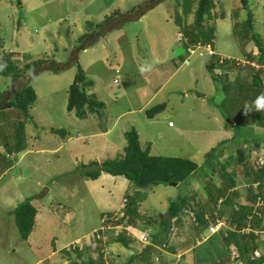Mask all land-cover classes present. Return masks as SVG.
<instances>
[{
    "label": "rangeland",
    "instance_id": "obj_1",
    "mask_svg": "<svg viewBox=\"0 0 264 264\" xmlns=\"http://www.w3.org/2000/svg\"><path fill=\"white\" fill-rule=\"evenodd\" d=\"M23 1L0 0V40L4 43L0 56L10 54L20 69L39 60L49 61V66L56 62L50 68L58 67L59 72L67 69L61 73L41 72L33 78L29 85L35 90L37 100L25 106L18 104L16 96L26 86L30 75L17 80L0 75V264H69L68 255L72 257V254L68 248L77 242L83 243L80 258L85 261L93 259L94 264H112V259L114 262L118 259L122 264L135 251H127L121 244H115V237L131 234L134 241L144 244L149 235L151 242L160 227V215L167 214L171 202L179 196L196 194L195 199L201 201L203 208L194 205L195 211L181 214L180 220L174 223L172 234L175 240L169 238L170 245L184 250L190 244L198 243L197 251L201 254L210 251L217 262L212 260L208 264H225L228 254L222 237L210 238L207 229H197L195 215L203 213L208 225L222 218L229 223L232 215V207H225L220 202L212 204L205 190L209 181L215 183L216 188L221 185L218 169L213 175L209 171L210 175L204 177L209 169L205 155L211 150L219 148L220 154L224 150L221 144L226 143L220 164L226 165V171L237 180L239 197L235 202L238 203L244 201L242 196H247L251 180L247 181L245 176V164L235 159L237 147L253 142L257 136L263 149L248 153L247 161L264 167L259 163V158H264V127L248 126L253 113L251 111L248 115L244 111L248 96L245 86L247 69L251 66L264 71V65L248 64V57H260V53L256 43L249 44L246 39L247 36L258 38L264 45V0H250L249 10L257 19L252 31L246 30L249 11H238V0H214L216 7L205 21L206 26L215 28L213 43H198L204 49L190 58L201 62L207 56L201 58L199 53L210 55L213 48L217 60H237V66L215 71L214 81L202 64L196 70L187 69V82H192L191 79L195 75L199 77L201 72L206 73V78L201 80L197 89L193 88L196 95L187 100L186 108L180 104L183 93L173 89L185 79L181 62H176V69L166 68V65L171 61L168 55H174L173 48L182 53L174 20L180 17L182 13L179 12L185 7H197L196 3L166 0L148 17L150 25L155 26L154 31L141 21L142 16L151 10L141 13L139 10L158 0H29L27 6ZM115 11H120L126 20L121 29L108 34L95 29L92 36L83 37L90 33L87 23L98 25ZM190 14L194 19V12ZM165 18L174 24H166ZM118 21H122L121 16L113 19L115 23ZM85 41L91 45L84 48ZM137 56L142 59L136 61ZM77 62L86 72L87 80L94 83L90 92L97 94L105 104L104 110L86 121L67 111L68 90L78 72ZM146 62H155L153 70L147 72L154 87L147 92L145 89L139 91L146 85V73L139 71ZM39 67V64L31 65L30 71ZM116 70L120 73L117 74ZM159 72L163 75L158 76ZM116 78L120 81L118 85L114 84ZM179 79L180 82H175ZM205 86L208 87L205 89ZM155 89L160 90L156 92ZM199 94L201 101L197 100ZM142 96L147 98L150 106L147 110L160 104H165V109L148 119L145 111L139 112ZM9 102L17 104L6 109ZM241 117L245 123L240 122ZM132 129L137 131L142 149L150 148L151 156L188 159L196 162L200 169L180 186L159 185L140 192L144 202L139 208L141 217L133 223L136 226L127 225V218L122 226H116L126 213V198L133 197L135 189L123 177L103 174L97 181L88 180L82 176L80 167L123 158L125 139L121 137L122 132ZM109 130L106 136L101 134ZM250 147L251 152L253 143ZM251 189L257 191L253 186ZM28 198L34 199L39 214L35 232L28 241H23L12 212ZM150 217L154 218V224L147 220ZM98 231H102V239L91 245L89 241L95 240L93 235ZM138 235H145L144 240ZM96 247L101 248L99 252L95 251ZM198 252L196 255L201 256ZM73 255V260H80ZM151 258L155 263V258Z\"/></svg>",
    "mask_w": 264,
    "mask_h": 264
},
{
    "label": "trees",
    "instance_id": "obj_2",
    "mask_svg": "<svg viewBox=\"0 0 264 264\" xmlns=\"http://www.w3.org/2000/svg\"><path fill=\"white\" fill-rule=\"evenodd\" d=\"M190 1L192 3H196L197 7H192V9H189V7H185V9L183 8L184 10L181 12L182 14H180L179 18L177 16L176 19V23L180 28L179 32H181V34H183L186 38L187 42L185 45V49L188 54L191 53L194 46L198 43L212 44L215 32L214 26L211 27L209 25H205L206 19L208 18V16H210L211 11L215 9L214 0ZM18 2L21 3V0H18ZM159 3L160 0L150 2L147 5L142 6L144 7V9L139 10V13L147 9H152L159 5ZM249 3L250 0H238L237 5L238 11H249L247 19V25L249 29L246 28V30H251V28L253 27L252 25L257 21L255 13L249 10ZM192 12H194V20L193 23L189 24L187 21V17ZM117 16H121L122 21H118L117 23H115L113 22V19ZM182 16L186 19H183ZM221 17L222 19H224L225 14H223ZM124 23H126V20L122 13L120 11H115L112 15L107 16L98 25L87 23L86 27L87 30L90 31V33H87L83 37L92 36L94 34L93 31L95 29H97L98 31L103 30V34H108V32L121 29ZM190 28H194V30L192 32H188L187 30ZM246 39L248 43L252 41L256 43V47L260 53V57H248L249 61L251 63L257 62L259 63V65H264V45L260 41H258V38L247 36ZM3 45V41L0 40V50L3 49ZM89 45H91V43L85 41L83 47L86 48ZM262 56L263 59H261ZM12 59L13 57L8 53L0 56V64L6 65L3 70H0L1 77L10 78L11 80H17L20 77H24L29 74L30 76H28V80H26V86L20 91V93L17 94L16 100L18 104H21L22 106L28 105L32 102L35 103L37 100V95L35 93V90L29 85L30 81L33 78L38 77L41 72L48 71L51 73H56L58 71V67L50 68V66L56 65V62H53L54 65H52L51 63L49 66L47 64L49 61L39 60L37 62H33L29 65H26L24 69H20L15 65V62ZM72 59L74 60V62H76L77 60L76 56L74 55ZM38 64L40 67L36 68L34 72H31V65L36 66ZM226 66L235 67V63L226 62L225 64H222L216 58L215 61L210 64L208 70L210 71L214 68L223 70L222 68ZM66 69L67 67L60 70V72L58 71L57 73L64 72ZM246 74L248 77L246 78L245 76V86L247 87L246 91L248 96L245 99V104L250 105L256 99L257 96H259L261 93H264V71L255 70L250 66L247 69ZM87 78L88 76L86 72L81 68L80 65H78V72L68 90L67 111L70 113H74L75 116L80 120L87 119L90 115H95L97 113L99 114L100 111L105 109V104L99 100L98 95L90 92L94 88V83L92 81H88ZM15 104L17 103L9 102L6 106V109H11L12 107H14ZM165 106V104H160L147 110V118L150 120L153 119L158 113L165 109ZM249 113L250 112H248V115ZM252 113L253 117L251 115L252 120L248 126L252 127L254 125H259L264 127V113L257 111H252ZM240 122L245 123V120L241 117ZM53 131L58 133V131L56 130ZM125 138L127 145L124 148L123 158L106 160L101 163L93 162L88 166L83 165L82 167H80V170H82V176L84 178L92 181H97L102 177L103 174L112 177H123L127 179L131 183L133 189H135V193L133 197L131 196L126 198V213L122 217L123 219L116 223L118 224L116 226L123 225L122 222H124L126 218L127 225L136 226V224L133 225V223L136 222L138 217H141L139 208L140 204L144 202V198L141 196L142 194L140 192L153 189L154 187L159 185L180 186L186 183L191 178V176L194 175L200 169V166L196 162L188 159L151 156L150 148H147L146 150L142 149L139 141V135L134 129L127 131L125 133ZM254 138L255 139H253V142L248 141V143H253L252 153L259 152L263 147V143L261 141H258L259 139L257 138V136H254ZM225 144L226 143L223 142L220 146L221 148H224L222 153L218 154L219 148H215L205 155L206 166L209 169H207L206 174L204 176L206 177V175H210L209 171H212L211 175H213L215 170H220V188H216L217 185L209 181L206 184L205 190L212 204L217 205L220 202L225 207H232V215L229 220V224L230 226H232V228L236 229L234 231H226V236L224 234L222 235V241L226 244L229 250V253L227 252V254L229 256L231 255L232 260L225 261V264H231V262L234 261L236 263L238 261L239 264H264V252H262L261 250L264 248V209H260L261 216L253 215V208L255 206L257 197L250 189H248L249 191L245 198V204L235 202V199L239 197L238 193L236 192L237 180L235 179L234 175L226 171L227 168H225L224 166L222 167L220 163H216L218 162L219 158L222 157L223 152L225 153ZM215 153L216 156L214 155ZM236 154V161H238V163L245 164V176L248 179L247 181H249L250 179L251 183L264 182V167L258 166L256 162L255 164H251L249 161H247V150L244 149V146L237 147ZM263 189L264 187L263 185H261L259 187L260 194L262 193ZM196 195L179 196L176 201L171 202L167 214L160 215V232L161 236L164 237L163 241L169 240L172 235L174 223L180 220L179 218L181 214H183L185 211H195L194 205H198L201 209L203 208L200 203L201 201L199 202L195 199ZM33 202V198H28L25 201L21 202L19 205H17V207L12 212V215L15 219L16 227L23 241H28L31 235L36 230L39 213L37 207H35ZM196 214V221L199 225V228L197 229L202 228L204 230L208 227V221L205 219L203 213L200 212ZM147 220L150 224L155 223L154 218L152 217L148 218ZM248 221H250L249 224L253 232L248 235L239 233L240 231L246 229L249 226ZM99 233H102V231H100ZM93 236L96 235L94 234ZM156 236V234L153 236L154 238L152 241L155 240ZM114 241L115 243L123 245L127 249L131 248V244L137 242L136 240L134 241L132 239L131 234L129 236L121 234L118 237H115ZM147 241H149V238L147 239ZM89 242H91L92 245V242L94 244L99 243V240L95 238L94 241L90 239ZM148 245H143V247ZM99 249L101 248L96 247L95 251L99 252ZM232 249L236 251L238 255L234 259L232 257ZM144 250L145 248L143 249V251ZM68 252L69 254H72V257L68 255V259L71 260L69 264H94L93 259L85 261L83 258H80L83 252L82 249L79 248V246L69 249ZM103 252H101V254ZM144 252L145 253L140 252L138 254V251H136V254L134 253V255L123 264H139L138 257H144V254H146L147 251L145 250ZM73 253L76 254L77 257L80 258V260H73V256H75L73 255ZM102 257H105V255H102ZM228 259L230 258L228 257ZM112 264H114L113 261Z\"/></svg>",
    "mask_w": 264,
    "mask_h": 264
},
{
    "label": "crops",
    "instance_id": "obj_3",
    "mask_svg": "<svg viewBox=\"0 0 264 264\" xmlns=\"http://www.w3.org/2000/svg\"><path fill=\"white\" fill-rule=\"evenodd\" d=\"M29 0H24L23 1V4L24 5H26L27 6V2H28ZM113 1V0H112ZM237 1V0H236ZM164 3H162V4H160V5H157L156 7H154V8H152V9H148L147 11H149V10H151L150 12H148L147 14H145L144 16H142V18H141V21H143L144 23H145V27H149V26H151L150 25V20H148V17H149V15L150 14H153L156 10H158V9H160L161 8V6L162 5H164L166 2L165 1H163ZM112 3V2H111ZM22 4V5H23ZM107 5V4H106ZM237 6V5H236ZM106 9H108V8H106ZM106 9L104 10V11H106ZM178 9H180V7H178ZM180 11V10H179ZM188 23L189 24H191L192 22H193V15L192 14H189L188 15ZM165 22H166V24H171V23H173V22H171V21H169V20H167L166 18H165ZM174 23H175V25H176V31H178V29H179V27H178V25H177V23H176V19L174 20ZM173 23V24H174ZM151 28L152 29H154V31H155V26H151ZM108 33H110V32H108ZM115 41H117L118 39H114ZM117 47V46H116ZM180 47L182 48V53H179V51L180 50H178V49H176V48H173L175 51H174V55H173V57H170L169 55H168V57H169V60H171V61H169V63L166 65V68H169V69H176L175 68V65H177L176 64V62L177 61H179V62H181V65H182V68H183V71L181 72L182 73V77L183 78H185V79H183V83L182 82H180L181 80L179 79V80H177V81H175V82H180L179 84H177V87L176 88H173V89H175V91H181L183 94H182V98L180 99V104H181V106H185V108H186V103H187V100L189 99L190 100V98H191V96L192 95H194L196 92L193 90V88H198V84L201 82V80L202 79H205L206 78V73H204V72H201V74L199 75V77H196V75H195V77H193L191 80H192V82L191 81H186V80H188V78H189V76H187V75H185V72L187 71V69H192V70H196V69H198L199 68V66H200V64H202V65H204V67H206V70H208L209 69V66H210V64L212 63V62H214L215 61V59L216 58H210V57H207L205 60H202L201 62H199V61H197V60H193L192 61V58H190L191 56H193V55H189L188 56V52L187 51H185V45H180ZM164 48H166L165 46H164ZM167 52V51H166ZM187 52V53H186ZM167 54H168V52H167ZM199 56L201 57V58H203V57H205V55H201L200 53H199ZM142 59V57L141 56H137L136 57V61H139V60H141ZM205 62V63H204ZM198 65V66H197ZM122 67H123V65H121ZM165 68V69H166ZM164 69V70H165ZM164 70H163V72H164ZM205 70V71H206ZM123 71V70H122ZM215 71H217L216 69H211L210 70V73H208L209 75H210V77L212 78V80L214 81L215 79L213 78L214 77V75H215ZM163 72L161 73V72H159V74H158V76H162L163 75ZM176 72H178V70L176 71ZM174 74L175 73H173L172 74V77H174ZM180 74V73H179ZM145 76H146V78H144L145 79V83H146V85H145V87L144 88H139V91H143L144 89H145V91L147 92V91H150L149 90V88H152V90H153V87H154V83H153V81L151 80V77L149 76V74L148 73H146L145 74ZM178 76V75H177ZM213 76V77H212ZM208 77V76H207ZM210 77H208V79L210 78ZM175 78H176V76H175ZM175 78H173L174 80H175ZM209 81H210V79H209ZM189 82H191L190 84H189ZM211 82V81H210ZM118 84H120V81H119V83ZM117 84V85H118ZM202 83H200V85H201ZM206 87H208V86H205L204 88L206 89ZM161 89V88H160ZM160 89H155V91L156 92H158ZM196 95V94H195ZM201 94H199V96H198V98H197V100H199V101H201L202 99H201ZM203 97H205V96H203ZM142 101H143V104H141V106L139 105V107H141L140 108V110H139V112H142V111H145V113H146V111H147V109L150 107L149 106V104H147V98H145L144 96H142ZM203 103V102H202ZM215 105V104H214ZM216 106V105H215ZM155 107V106H154ZM190 111V110H189ZM192 111V110H191ZM133 112H135L134 110H133ZM131 113V112H130ZM91 116H93V115H90L87 119H89ZM212 117V116H211ZM87 119H84L83 121H86ZM209 120H211V118H209ZM219 123H222V120L221 121H218ZM173 127V126H172ZM128 130H124L123 132H122V139L124 138L125 139V147H126V145H127V143H126V138H125V133L127 132ZM226 130H224L223 129V132L224 133H226L225 132ZM107 133H110V130L109 131H107L106 133L105 132H102L101 134H103V135H105V134H107ZM106 136V135H105ZM124 143V141L122 142V144ZM123 151H124V149H123ZM234 154V153H233ZM231 156V155H230ZM234 157H232V159H233ZM235 160V159H234ZM242 197H244V201L243 202H241L242 204H245V196H242ZM70 220H71V218H70ZM120 226H122V225H120ZM207 228H205V230H206ZM161 228L159 227L158 228V231L156 232V238H155V240L154 241H152L151 243H149L150 245H148V246H144L143 247V245H141V244H139L138 242H136L137 244H139L140 246H141V249H139L140 247L137 245V244H131L130 245V249L128 248H125L123 245V247L125 248V250H127V251H129V250H134L135 252L136 251H138V254L140 253V252H143V253H145L144 251L146 250L147 252H146V254H144V257H138V261H139V264H208L209 263V261L210 262H212V260H213V262H216L215 261V259L213 258V256H212V254H211V252L210 251H208L207 253H203V254H201V252H198L197 251V247H198V243H194L193 245L192 244H190V246H188V248H186V249H184V250H178V249H176V248H174V247H172V245H170L172 242H170V239L171 240H175V238L173 237V234L171 235V237H170V239L169 240H166V241H163V238L164 237H162L161 236ZM201 232H202V230H201ZM204 235H205V233H203L202 234V238L204 237ZM138 236H140V235H138ZM214 236H217V235H214ZM214 236H209L210 238H212V237H214ZM219 236H221L222 237V234H219ZM208 239H205V241H207ZM159 241H163L164 242V244H163V242H159ZM115 243V242H114ZM162 243V244H161ZM115 244H118V243H115ZM146 245V244H145ZM145 248V250L143 251V249ZM205 250V249H204ZM262 250V252H264V248L263 249H261ZM203 251V250H202ZM196 252H198V254H200L201 256H199V255H196ZM227 252L229 253V250H228V248H227ZM193 253V256H191V254ZM206 256H208L207 258H206ZM132 257V256H131ZM130 257V258H131ZM151 257H154L155 258V263H153V260H152V258ZM228 257L230 258V259H228ZM228 257H227V259H226V261H232L231 260V255L229 256L228 255ZM119 258H121V257H119ZM118 259H116L115 260V262H117V264H119V262L117 261ZM129 260V258L127 259V261ZM111 261H113L114 262V260L112 259ZM114 262V263H115ZM217 263V262H216ZM219 264L220 263H222V262H218ZM123 264V263H122ZM231 264H233V262L231 263Z\"/></svg>",
    "mask_w": 264,
    "mask_h": 264
},
{
    "label": "clouds",
    "instance_id": "obj_4",
    "mask_svg": "<svg viewBox=\"0 0 264 264\" xmlns=\"http://www.w3.org/2000/svg\"><path fill=\"white\" fill-rule=\"evenodd\" d=\"M163 1H165L166 2V0H162V3H164ZM161 3V4H162ZM160 5V4H159ZM237 5H238V1H237ZM178 7H180V6H178ZM215 7H216V5H215ZM180 9H181V7H180ZM182 11H180V13H181ZM179 30H180V28H179ZM179 30L177 31L178 32V35H177V42L178 43H180V45H185L186 44V38L184 37V35L183 34H181V32H179ZM250 43H252V44H254V42L252 41V42H250ZM249 43V44H250ZM198 46V44L197 45H195L194 46V48H193V50L192 51H194L195 49H196V47ZM256 46V45H255ZM211 50L214 52V55H206V54H204V52H201V55H205V56H207V57H210V58H217V55H216V52H215V50L213 49V48H211ZM191 51V53L189 54V55H193V54H195V53H197V52H195V53H193ZM200 52V51H199ZM187 53V52H186ZM235 61H237V60H231V61H225V60H223V59H219V62L220 63H226V62H234L235 63ZM154 63L155 62H151V63H148V62H146L144 65H142L141 67H140V69H139V71L141 72V73H147V72H150L151 70H153V67H154ZM248 64H250V65H253L254 63H251L250 61L248 62ZM235 66H237V64L235 63ZM253 66H256V65H253ZM6 67V65H4V64H0V70H3V68H5ZM214 69H216V68H214ZM258 69H259V67H258ZM216 70H220V69H216ZM116 73L117 74H119L120 72H119V70H116ZM117 79V78H116ZM115 81V80H114ZM118 83H119V78H118ZM115 84V83H114ZM115 85H117V84H115ZM244 111H245V113H248V112H251V111H257V112H264V93H261L259 96H257L256 97V99L249 105V104H246L245 105V109H244ZM244 149H246L247 150V156L249 157V154L248 153H252V151L250 152V150H252V148L250 147V143L249 144H247V145H245L244 146ZM262 149H263V147H262ZM262 149L260 150V151H262ZM237 155V154H236ZM232 156L234 157V154H232ZM223 157V156H222ZM219 158V163L221 162V160L223 159V158ZM8 158H11V156H9L8 155ZM235 159H237V158H235ZM223 165V164H222ZM223 166H225V168L227 167L226 165H223ZM264 166V165H263ZM259 184V186L257 187V191L255 190V192L254 191H252L255 195H256V197H257V199H256V202H255V206H254V208H253V215H256L255 214V211H257L259 214H260V209H264V205L262 206V207H260V208H258V209H256V205H257V201H258V199L259 198H263L264 199V189H263V191H262V193L260 194L259 193V187L261 186V185H263V187H264V182H252V183H250L249 184V187H248V189H250V190H252L251 189V186H253L254 184ZM126 202V201H125ZM253 215H252V217H253ZM261 216V215H260ZM107 219H108V217H107ZM219 221H223V222H225V224L227 225L226 227H224V228H222L221 230H220V232H218V233H216V234H213V235H211L210 234V232H209V229H210V227L212 226V225H215V224H217ZM250 221H252V220H250ZM250 221H248V225L250 226V224H249V222ZM248 228V227H247ZM246 228V229H247ZM125 229H127V228H125ZM236 228H232L231 226H230V224L224 219L223 220V218L222 219H217L216 220V222L214 223V224H210V225H208V227H207V231H208V233H209V236L211 237V236H214V235H219V234H224L225 236H226V231H234ZM250 229H251V226H250ZM245 230V229H244ZM244 230H242V231H240L239 233H241V234H250V233H252L253 231H252V229H251V232L250 233H245V232H243ZM127 231H129L128 229H127ZM98 232H100V231H98ZM264 233V232H263ZM103 234H105V232L103 233ZM149 238V235H148V237H147V239ZM137 241V240H136ZM137 242H139V241H137ZM149 243H151L150 241L148 242H145L143 245H147V244H149ZM73 248V246H71L70 248H68V250L69 249H72ZM232 257H233V259L235 258V256H234V250H233V252H232ZM235 262V261H234ZM236 264H239L238 263V261H237V263Z\"/></svg>",
    "mask_w": 264,
    "mask_h": 264
},
{
    "label": "built area",
    "instance_id": "obj_5",
    "mask_svg": "<svg viewBox=\"0 0 264 264\" xmlns=\"http://www.w3.org/2000/svg\"><path fill=\"white\" fill-rule=\"evenodd\" d=\"M206 48H207V47H206ZM206 48H205V49H206ZM202 49H204L203 46H202L201 44H198V46L196 47V49H195L194 51H192V52L195 53V52H198V51H200V50H202ZM209 54H210V55H212V54L214 55V52H213V51H212V52L210 51ZM257 68H258V67H257ZM114 83H115V84H118V79H115ZM170 126H173L172 123H170ZM259 163L262 164V165H264V158H263V157H262V158H259ZM258 186H259L258 183L253 185L254 188H257ZM263 205H264V199H263V198H259L258 201H257L256 209L262 207ZM255 214H256L257 216H260V214H259L257 211H255ZM226 226H227V225L225 224V222H223V221H219L217 224L212 225V226L210 227L209 232H210L211 235L216 234V233L220 232V230H221L222 228L226 227ZM104 232H105V229H104ZM243 232H245V233H250V232H251L250 226H248V228L245 229ZM95 235H96V236H95L96 239H98V240H101V239H102V235H101L99 232L95 233ZM139 237H141V240H144L145 235H140ZM147 237H148V236H147ZM145 242H147V238H146V241H145ZM76 246H79L80 249L83 248V244H82V242H77L75 245H73V248H75ZM234 256H235V257L238 256L236 251H234Z\"/></svg>",
    "mask_w": 264,
    "mask_h": 264
}]
</instances>
